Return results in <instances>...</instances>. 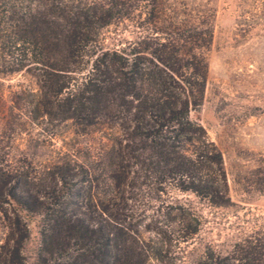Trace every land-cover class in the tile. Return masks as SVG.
<instances>
[{"label":"trees","instance_id":"16d2710c","mask_svg":"<svg viewBox=\"0 0 264 264\" xmlns=\"http://www.w3.org/2000/svg\"><path fill=\"white\" fill-rule=\"evenodd\" d=\"M136 1L146 0H0V75L35 69L60 119L84 131L114 120L120 132L99 175L64 161L36 184L0 176V200L16 220L0 246V264L24 263L28 221L37 217L39 264H177L165 262L164 246H151L132 226L129 193L145 190L161 202L173 225L170 243L189 244L202 223L169 189L229 205L223 154L189 117L204 98L208 63L201 49L211 34L186 29L180 40L152 34L123 48L100 47L101 30L120 13L115 8ZM193 264H264V233L226 255L209 249Z\"/></svg>","mask_w":264,"mask_h":264},{"label":"rangeland","instance_id":"374dc122","mask_svg":"<svg viewBox=\"0 0 264 264\" xmlns=\"http://www.w3.org/2000/svg\"><path fill=\"white\" fill-rule=\"evenodd\" d=\"M134 3L133 8H115L120 13L101 30L100 47L123 48L152 34L180 40L186 29L211 34L209 47L201 49L208 63L204 98L189 117L205 128L223 154L230 203L214 207L192 193L169 189L202 223L189 244L170 243L166 235L175 239L168 230L173 225L159 210L161 202L145 190H133L127 201L132 226L151 246H164L165 262L182 264L179 258L185 256L184 262L193 264L209 249L226 255L241 240L264 233V0ZM42 83L35 69L0 75V176L25 177L36 184L64 161L86 164L99 175L107 146H116L120 135L116 121L84 131L74 121L60 119L54 96ZM15 221L8 204L0 200V246ZM28 225L23 264H39V218Z\"/></svg>","mask_w":264,"mask_h":264}]
</instances>
